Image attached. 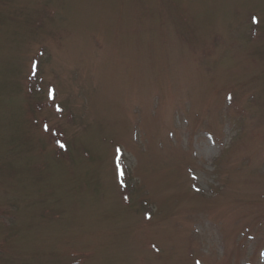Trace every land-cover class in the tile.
I'll return each mask as SVG.
<instances>
[{
    "label": "rangeland",
    "instance_id": "obj_1",
    "mask_svg": "<svg viewBox=\"0 0 264 264\" xmlns=\"http://www.w3.org/2000/svg\"><path fill=\"white\" fill-rule=\"evenodd\" d=\"M0 264H264V0H0Z\"/></svg>",
    "mask_w": 264,
    "mask_h": 264
},
{
    "label": "snow or ice",
    "instance_id": "obj_2",
    "mask_svg": "<svg viewBox=\"0 0 264 264\" xmlns=\"http://www.w3.org/2000/svg\"><path fill=\"white\" fill-rule=\"evenodd\" d=\"M253 20L255 22V18H253ZM60 110L61 109L59 108V106H57V111H60ZM45 130H47V125H45ZM58 143H59V141H58ZM60 147L63 148V147H65V145L63 143H60ZM117 152H120V149L119 148H117ZM120 175L123 176V172L122 171H121ZM193 178L195 179L196 177H193Z\"/></svg>",
    "mask_w": 264,
    "mask_h": 264
}]
</instances>
